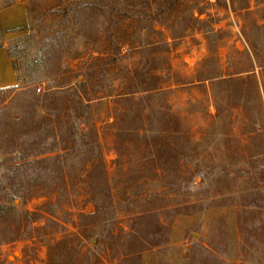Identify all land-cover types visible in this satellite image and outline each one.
I'll use <instances>...</instances> for the list:
<instances>
[{
    "label": "rangeland",
    "instance_id": "obj_1",
    "mask_svg": "<svg viewBox=\"0 0 264 264\" xmlns=\"http://www.w3.org/2000/svg\"><path fill=\"white\" fill-rule=\"evenodd\" d=\"M25 2L26 33L8 44L17 84L0 92V145L39 138L37 125L56 114L71 151L16 177L12 153L0 151L12 170L0 165V264H46L51 244L75 236L86 245L74 264H114L129 226L148 243L168 239L141 264H264V0ZM135 89L166 97L119 100ZM152 102L176 117L164 139L143 130ZM75 116L77 142L65 125ZM102 187L117 211L111 235L87 194Z\"/></svg>",
    "mask_w": 264,
    "mask_h": 264
},
{
    "label": "trees",
    "instance_id": "obj_2",
    "mask_svg": "<svg viewBox=\"0 0 264 264\" xmlns=\"http://www.w3.org/2000/svg\"><path fill=\"white\" fill-rule=\"evenodd\" d=\"M264 25L259 26L257 29H263ZM247 41L249 45H252V39L251 37L247 36ZM254 57L257 58L259 54L254 51L253 53ZM257 66H264V57L262 56L260 59V62L258 61ZM6 89H0V92H3ZM73 90V93L75 95L74 98H77V103L80 104L84 99L81 97V92L78 89H70ZM139 91L144 92V96L139 95ZM166 90L165 89H142V90H130L128 92H124L120 94L118 97L119 100L124 101H131V102H139L143 101V98L145 97L146 102L149 104L152 99H159L161 96L162 99L166 97ZM3 101H0V104ZM147 106V105H146ZM148 107V106H147ZM162 107V106H161ZM164 110L159 109L158 107H155L153 105V102L149 105V110L146 112V120L147 123L143 127V130L145 132V136H153L152 138H161V132L163 130H167L168 132H175V124H176V117L175 115L171 114L167 110L168 105L166 104L164 106ZM35 112V110H33ZM35 114H38L35 112ZM52 113L47 112L46 117H51ZM54 118L50 119L47 124L45 125H37V130L40 132L41 136L36 139L27 140L26 139H19L18 142L15 143V141L7 140L5 143H1L0 145V151L2 153H12V156L9 157L11 159V163H14L12 168L15 169L12 171L8 167H5L3 165V162L0 161V165L2 167H5L6 170H11L14 174V177L21 175V169L25 168L27 165H35L39 162H42L44 160L48 159H55L59 162V165H61L62 157H67L68 153L71 151V148L67 149L63 144L60 145L58 138H57V127L55 123L57 120L58 115L54 114ZM159 119H163L167 121V125L164 127V123L162 121H159ZM66 120V119H65ZM79 123V124H78ZM80 123H81V116H75L71 117L70 119L67 118V121L65 123L67 128V136H69L70 140L73 142H77L78 135L81 133L80 130ZM174 124V125H173ZM30 131H34L33 128L29 129ZM37 131V132H38ZM164 139V138H161ZM3 146V147H2ZM62 148V149H61ZM64 149V150H63ZM58 150H63V153H58ZM47 152H56V155L46 157L43 159L38 158L39 155L47 153ZM101 159V158H100ZM102 163V161H101ZM101 174H103L104 179L106 180L105 170L104 166H101ZM11 175H6L4 178H2L3 182V190L7 188L10 184ZM104 180V181H105ZM109 187V186H107ZM87 194H89L90 200L94 203L95 211L92 213L94 216H101V222L106 226V232L110 235L111 230L110 226L114 223L113 221L116 219L117 211L115 204L112 201V194L110 191V188L102 187L101 189H98L97 191L95 189H88ZM5 205V203L1 204L0 206ZM152 213H155L153 209H144L140 210L136 214H134L135 218L141 219L146 216L152 215ZM157 222V226L161 227L163 224ZM110 230V231H109ZM87 229L84 231L87 236ZM146 231L142 230L139 231L135 227H128V230L126 229L123 238L125 242L122 240L119 244V249L115 252V255L111 259H117V262L114 264H127L128 262L132 261L133 258L138 259V264L140 263V255L141 252L144 250H147L151 247H160L167 244L168 239H163L155 243H148L145 240V233ZM152 232V231H151ZM103 233V232H102ZM136 236L137 238V245L130 247L129 245V238L132 236ZM85 236V235H84ZM128 236V239L126 240L125 237ZM110 236H108L109 238ZM122 238V237H121ZM75 240H77V243H73ZM140 240V241H139ZM109 243V242H108ZM143 243H147L148 246L145 247ZM110 244V243H109ZM107 245L112 248V245ZM86 245V242L82 239L81 236H75L73 238H63L61 240H58L57 242L51 244L48 247V253H47V262L46 264H74L73 260L74 257L78 254L79 250ZM104 264V263H102Z\"/></svg>",
    "mask_w": 264,
    "mask_h": 264
},
{
    "label": "crops",
    "instance_id": "obj_3",
    "mask_svg": "<svg viewBox=\"0 0 264 264\" xmlns=\"http://www.w3.org/2000/svg\"><path fill=\"white\" fill-rule=\"evenodd\" d=\"M28 22L25 0H12L0 7V89H10L17 84L12 58L8 53V44L26 33Z\"/></svg>",
    "mask_w": 264,
    "mask_h": 264
},
{
    "label": "built area",
    "instance_id": "obj_4",
    "mask_svg": "<svg viewBox=\"0 0 264 264\" xmlns=\"http://www.w3.org/2000/svg\"><path fill=\"white\" fill-rule=\"evenodd\" d=\"M41 89V86H37V90L39 91Z\"/></svg>",
    "mask_w": 264,
    "mask_h": 264
},
{
    "label": "water",
    "instance_id": "obj_5",
    "mask_svg": "<svg viewBox=\"0 0 264 264\" xmlns=\"http://www.w3.org/2000/svg\"><path fill=\"white\" fill-rule=\"evenodd\" d=\"M14 254H16V252H14Z\"/></svg>",
    "mask_w": 264,
    "mask_h": 264
}]
</instances>
